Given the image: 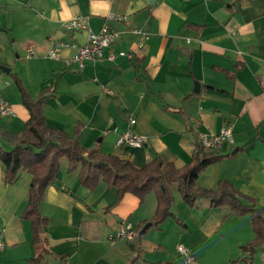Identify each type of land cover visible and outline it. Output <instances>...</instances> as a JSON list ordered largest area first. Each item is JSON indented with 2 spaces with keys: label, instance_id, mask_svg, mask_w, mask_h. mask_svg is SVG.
I'll use <instances>...</instances> for the list:
<instances>
[{
  "label": "crops",
  "instance_id": "obj_1",
  "mask_svg": "<svg viewBox=\"0 0 264 264\" xmlns=\"http://www.w3.org/2000/svg\"><path fill=\"white\" fill-rule=\"evenodd\" d=\"M111 13L127 15L129 25ZM78 15L88 17L94 32L105 23L121 31L106 50L114 60H90L81 68L74 48L50 56L52 35L85 42L86 31L66 28ZM18 79L31 97L50 88L43 105L48 127L137 168L157 156L178 167L191 163L204 152L199 133L230 124L234 143L196 183L212 189L227 180L243 203L264 208V0H0V97L15 113L0 114V128L14 138L30 116ZM128 128L145 135L146 144L118 145ZM68 167L62 158L45 189L40 213L46 223L35 243L25 218L32 175L22 169L8 183L0 161V264L36 258L37 264H185L180 243L199 264H264V243L251 258L242 249L256 235L250 214L204 198L190 205L174 192L173 214L154 224V192L143 200L130 192L117 199L115 186L100 180L88 187L80 167ZM122 219L136 230L131 241L110 239Z\"/></svg>",
  "mask_w": 264,
  "mask_h": 264
},
{
  "label": "trees",
  "instance_id": "obj_2",
  "mask_svg": "<svg viewBox=\"0 0 264 264\" xmlns=\"http://www.w3.org/2000/svg\"><path fill=\"white\" fill-rule=\"evenodd\" d=\"M17 84L30 116L25 132L19 138L2 132L0 128V161L5 166V180L8 183H13L22 169L32 175L25 218L31 222L35 243L41 241L46 223L40 213V203L46 187L57 178L60 161L64 157L69 160L70 171L80 167L81 180L88 187H95L100 180L115 186L118 190L117 199L130 192L143 200L154 192L157 197L156 211L151 219L154 224L161 223L173 214L174 189H177L190 205L198 198H204L210 200L214 207L228 206L237 215L250 214L256 235L242 246L250 258L256 247L264 243L263 207L255 203H243L236 188L227 180H221L212 189L199 187L196 183L202 170L222 157L220 151H204L201 155L198 152L191 163L181 167L164 163L157 156L143 168H137L127 159L87 149L63 130L48 127L43 105L50 88L44 89L37 97H31L20 79ZM4 140L12 143L10 148L4 146ZM31 263L37 264V258Z\"/></svg>",
  "mask_w": 264,
  "mask_h": 264
},
{
  "label": "built area",
  "instance_id": "obj_3",
  "mask_svg": "<svg viewBox=\"0 0 264 264\" xmlns=\"http://www.w3.org/2000/svg\"><path fill=\"white\" fill-rule=\"evenodd\" d=\"M110 18L118 19L125 24L129 25V18L127 15L114 14L109 15ZM66 28L73 32V34L86 31L87 37L85 42L79 43L75 41H69L64 38H59L55 35L49 37L50 50L49 54L53 58H59L60 52L65 48H74L75 53L73 60L83 68L87 61L90 60H114L116 55L112 52L106 53V50L110 48L121 36V31L111 27L105 23L98 32H94L90 26L87 16L78 15L66 23ZM133 31L141 34L144 37V33L140 28H133ZM142 43V42H141ZM120 56L132 57V53L126 51H120ZM0 114L2 116H13V107L2 97H0ZM130 125L136 123L135 118H130ZM199 144L203 151H221L225 146L234 143L233 129L230 124L223 125L218 133H206L200 132L198 135ZM147 138L145 135L140 134L128 128L124 132L118 135L117 144L127 145L134 148L142 147L146 144ZM136 237V230L133 227V223L127 219H122L118 222V226L113 234L110 235L111 240H126L131 241ZM1 246V243H0ZM177 251L184 257L185 264L197 263L194 253L186 245L180 243L177 245ZM264 260V253H263Z\"/></svg>",
  "mask_w": 264,
  "mask_h": 264
},
{
  "label": "water",
  "instance_id": "obj_4",
  "mask_svg": "<svg viewBox=\"0 0 264 264\" xmlns=\"http://www.w3.org/2000/svg\"><path fill=\"white\" fill-rule=\"evenodd\" d=\"M2 69L5 70L6 72H10V68L7 66H2ZM199 89V85H196V91H198ZM149 225H151V222H148L147 224H145V226L143 227L142 231H144Z\"/></svg>",
  "mask_w": 264,
  "mask_h": 264
},
{
  "label": "rangeland",
  "instance_id": "obj_5",
  "mask_svg": "<svg viewBox=\"0 0 264 264\" xmlns=\"http://www.w3.org/2000/svg\"><path fill=\"white\" fill-rule=\"evenodd\" d=\"M174 192H175L176 194H179V191H178L177 189H175Z\"/></svg>",
  "mask_w": 264,
  "mask_h": 264
}]
</instances>
